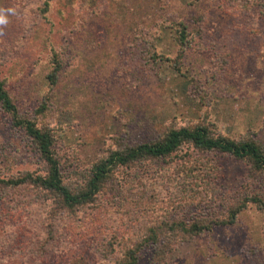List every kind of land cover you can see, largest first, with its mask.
Returning <instances> with one entry per match:
<instances>
[{
    "label": "rangeland",
    "instance_id": "374dc122",
    "mask_svg": "<svg viewBox=\"0 0 264 264\" xmlns=\"http://www.w3.org/2000/svg\"><path fill=\"white\" fill-rule=\"evenodd\" d=\"M87 1L88 6L77 7V0H52L49 24L35 9L38 0H0V7L17 10L6 26H0V79L20 112L31 110L48 94V120L57 132L54 149L61 161L73 160L70 169L87 166L112 135L129 144L141 143L160 136L169 123L196 121L204 112L216 131L248 133L264 147V3L233 17L224 9L227 0ZM176 20L190 32L197 31L202 46L218 43L201 52L186 49L180 72L164 57L149 61L142 42L143 37L155 36V54L173 58L176 44L167 25ZM237 21L244 33L237 31ZM36 27L43 31L35 42L31 33ZM220 36V43L213 40ZM47 48L62 59L52 87L45 79L50 67ZM0 147L4 174L38 170L36 154L1 113ZM206 157L217 168L216 199L172 215L219 216L229 199L264 183L252 182L239 160L212 153ZM162 165L151 161L132 167L127 175L120 173L119 182L131 177L145 190ZM15 232L23 233L19 237L28 233ZM19 237L0 233V264H40ZM79 244L75 258H90L87 246ZM61 249L54 241L44 254L57 261ZM177 249L171 264H264V214L248 206L233 224L212 225L180 241ZM151 253V247L142 249L135 264H149Z\"/></svg>",
    "mask_w": 264,
    "mask_h": 264
},
{
    "label": "trees",
    "instance_id": "16d2710c",
    "mask_svg": "<svg viewBox=\"0 0 264 264\" xmlns=\"http://www.w3.org/2000/svg\"><path fill=\"white\" fill-rule=\"evenodd\" d=\"M77 1V7L89 3ZM227 1L224 9L233 17L241 10L248 11L251 6L264 3V0ZM51 2L38 0L34 5L45 23H49ZM95 7L96 2L88 8ZM236 24L237 31L244 33V27L238 21ZM167 26L176 44L173 58L155 54L152 46L155 36L143 37L142 42L149 61L164 57L176 72H180L186 49L201 52L218 44L202 46L199 33L190 32L181 20L170 21ZM42 31L40 27L32 31L35 42ZM220 39L221 36L213 40L220 43ZM47 50L50 67L45 79L47 86L52 87L62 59L54 50ZM48 102L45 93L31 110L20 112L5 80L0 79V113L11 129L22 133L40 165L37 171L25 170L14 175L4 174L0 169V233L4 231L14 239L23 234L15 231L27 230V235L18 240H24L26 248L31 247L40 264H135L140 251L147 247L152 248L149 264H171L178 257L180 241L209 231L212 225L233 224L248 206L264 214L263 183L258 189H245L229 199L219 216L184 219L176 213L172 215L173 211L200 207L216 199L217 168L207 154L239 160L246 166L252 182L264 181V147L252 135L222 134L204 112L196 121L169 123L160 136L141 143L129 144L112 135L87 166L70 169L73 160L61 161L54 149L57 132L48 120ZM74 152L70 150L71 158ZM151 161H161L163 165L145 190L131 177L119 182L120 173L127 175L130 168ZM54 241L62 248L57 261L44 254ZM71 241L80 243L79 247L85 244L91 257L81 261L75 258L79 251Z\"/></svg>",
    "mask_w": 264,
    "mask_h": 264
},
{
    "label": "clouds",
    "instance_id": "9594fccd",
    "mask_svg": "<svg viewBox=\"0 0 264 264\" xmlns=\"http://www.w3.org/2000/svg\"><path fill=\"white\" fill-rule=\"evenodd\" d=\"M17 10L14 7H0V26H6L9 23V16H15Z\"/></svg>",
    "mask_w": 264,
    "mask_h": 264
}]
</instances>
